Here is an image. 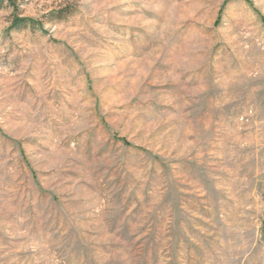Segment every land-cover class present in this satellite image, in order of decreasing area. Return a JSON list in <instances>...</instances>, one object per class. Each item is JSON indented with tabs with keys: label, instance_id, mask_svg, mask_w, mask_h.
<instances>
[{
	"label": "rangeland",
	"instance_id": "rangeland-1",
	"mask_svg": "<svg viewBox=\"0 0 264 264\" xmlns=\"http://www.w3.org/2000/svg\"><path fill=\"white\" fill-rule=\"evenodd\" d=\"M0 264H264V0H6Z\"/></svg>",
	"mask_w": 264,
	"mask_h": 264
},
{
	"label": "trees",
	"instance_id": "trees-1",
	"mask_svg": "<svg viewBox=\"0 0 264 264\" xmlns=\"http://www.w3.org/2000/svg\"><path fill=\"white\" fill-rule=\"evenodd\" d=\"M5 1L6 0H0V8L3 6V4H4ZM8 2H10V1H8ZM22 20H24V19H21L20 17H18L17 15H15L14 16V19L12 21L13 26H18L19 22H21Z\"/></svg>",
	"mask_w": 264,
	"mask_h": 264
}]
</instances>
